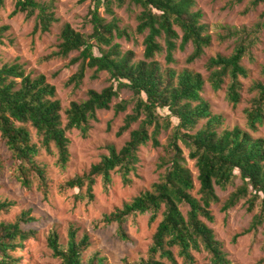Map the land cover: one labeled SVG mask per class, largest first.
Wrapping results in <instances>:
<instances>
[{
    "label": "trees",
    "instance_id": "1",
    "mask_svg": "<svg viewBox=\"0 0 264 264\" xmlns=\"http://www.w3.org/2000/svg\"><path fill=\"white\" fill-rule=\"evenodd\" d=\"M126 1L90 0L86 20L91 24V32L84 34L64 23L56 49L41 58L42 61L66 58L77 51L69 61V64L77 63V69L67 80V84L74 87L81 84L87 68L93 70L92 77L102 71L108 74V86L100 91L89 89L86 99L69 103L64 109V121L56 88L44 74L33 75L26 71L18 59L0 64V137L14 162L12 174L22 187L31 188L35 183L46 198L50 180L46 165L38 160L42 149L54 155L55 166L64 171L71 155L67 133L74 129L86 138L91 122L97 119L96 112L110 109L119 91L128 89L130 99L112 107L117 114L129 103L133 104L116 134L128 131L135 122L137 126L129 130L128 139L120 148L107 144V153L102 154L98 162L62 181L60 191L77 189L74 200L90 202L94 199L97 177L101 178L106 191L112 183L113 172L119 173L123 185H129L132 183L130 175L139 160L140 146L148 143L153 147L162 146L164 155L160 157L158 168L163 171L158 180L130 201L103 213L95 225L115 224L117 236L128 240L126 221L129 216L149 212L150 223L158 220L145 256L132 262L124 259L121 264H194L195 253L203 251L208 254L210 264H230L221 242L206 221L213 222L210 206L219 201L215 186L224 189L236 176L242 182L230 192L221 210L225 212L246 198L247 210L256 209V212L242 233L256 230L264 220V138L252 134L264 124V82L256 81L249 88L255 94L244 110L247 128L225 127L223 116L215 113L202 96L205 83L202 75L189 68L177 70L169 66L175 61L176 49L184 50L190 44L192 50L186 58L190 63L200 58L211 44V35L200 21L202 13L193 10L196 0H130L141 8L135 28L137 33H144L140 60H135L132 50H123L115 42L116 38L129 37L113 11L114 4L121 7ZM263 2L250 0L245 12ZM2 6L3 0H0V8ZM100 6L110 16L109 20L99 13ZM18 13H25L26 18L35 15L33 34L49 32L58 21L54 0H14L9 16ZM263 28L264 12L252 28L225 26V33L219 38H234L232 52L216 54L206 62L207 80L214 91L228 80L225 99L232 108H236L241 99L240 78L248 76L241 60L251 51L256 34ZM8 29L6 24L0 26V43ZM162 52L165 65L155 59ZM261 73L264 75V66ZM171 119L176 124L167 142L161 145L158 135L169 128ZM30 128L35 130L37 142ZM179 142L188 149V158L194 161L197 170L199 186L195 194L193 174L185 164ZM4 169L0 158V174ZM13 204V201L0 200V211L8 212ZM39 219L32 215L31 209H26L13 221L0 222V264L23 262L20 252L29 238L36 236L35 229L28 226ZM47 245L62 264H106V258L98 251L83 259L90 245L89 235L84 233L78 238L73 227L67 231L65 245L54 230L47 236Z\"/></svg>",
    "mask_w": 264,
    "mask_h": 264
},
{
    "label": "rangeland",
    "instance_id": "2",
    "mask_svg": "<svg viewBox=\"0 0 264 264\" xmlns=\"http://www.w3.org/2000/svg\"><path fill=\"white\" fill-rule=\"evenodd\" d=\"M249 1L242 0L237 3L233 0H196L193 10H199L202 13L200 21L205 25L206 33L211 35V44L204 49L200 58L190 63L186 61V58L192 50L191 45L187 44L184 50L176 49L173 55L175 61L169 65L177 70L189 68L202 75L205 80L202 96L209 102L215 113L223 116L224 126L229 128L233 126L247 128L244 110L250 105V100L255 94L249 88L256 81L264 82V75L261 73L264 66V28L256 34V43L241 60V64L248 71V76L240 78L241 99L236 108H232L225 99L228 80L218 91L211 88L207 80L209 72L206 69V62L216 54L229 55L232 52L234 38L229 37L225 40L219 38L225 33V26L252 28L260 21V15L264 12V2L245 12ZM54 4L58 21L53 23L49 32L38 31L33 34L35 15L26 18L25 13H18L10 17L9 13L14 7V0H3V6L0 8V26L6 24L9 29L2 37L3 43H0V64L18 59L25 65L26 71L33 75L44 74L46 80L56 88V95L62 104L61 114L64 121V109L71 101L79 102L86 99L89 89L100 91L108 86L110 81L106 72H99L96 77H92L93 70L87 68L78 87L67 84L68 78L77 69V63L69 64L70 59L77 55V51L71 52L66 58L41 60L43 56L56 49L60 29L64 23H69L72 28L84 34H89L92 30L91 24L86 20L87 11L91 6L90 0H54ZM140 10V6L133 4L130 0L121 7L113 5L114 14L119 19V26L129 33V37L116 38L115 42H118L123 50H132L135 53V60L143 58L144 33L139 34L135 30ZM99 13L107 20L110 19L102 6L99 7ZM161 42L163 44V40ZM155 59L165 65L164 52L157 55ZM130 97L131 91L123 88L118 96L112 99L110 109L98 110L97 119L91 122L92 127L86 138L81 137L74 129L67 133L71 155L64 171H60L55 166L56 157L42 149L38 160L46 165L50 180L46 198H43L41 192L36 189L35 183L31 188H25L14 178L11 171L14 162L0 137V158L5 164V169L0 174V200L14 202L8 212L0 211V222L13 221L22 210L26 209H31L32 215L40 218L28 226L35 229L36 236L29 238L24 250L20 252L23 253L21 264H62L58 257L52 255L47 245V236L54 230L59 236V241L65 245L69 227L76 230L78 238L84 233L89 235L90 245L83 254L84 260L97 251L106 258V264H121L124 259L132 262L145 256L158 221L150 223L149 212L128 217L126 221L128 240H122L117 236L115 224L105 226L100 223L96 226L95 223L103 213H108L114 207L130 201L132 197L149 189L151 184L158 180L163 171L158 168L160 157L164 155L162 146L153 147L150 143L140 146L137 153L139 160L136 170L130 175L132 183L129 185H123L119 173L113 172L112 183L105 191L101 178L97 177L93 190L94 199L90 202L74 200L77 189H69L66 192L59 189L62 181L98 162L100 156L107 153L105 148L107 144H113L118 149L128 139L129 130L135 128L137 122L121 135L116 133L125 115L131 112L133 104L129 103L124 111L117 114L112 107L115 103ZM175 124L176 121L171 119L169 128L160 131L158 139L161 145L167 142ZM30 130L33 140L37 142L35 130L33 128ZM252 134L264 138V124ZM179 145L183 150L185 164L193 174L195 183L193 193L195 194L199 186L196 179L197 170L194 161L188 158V149L181 142ZM241 182L240 177L236 176L224 189L215 186L219 201L210 206L214 217L213 222H206L213 229L216 239L221 242L222 250L226 253L230 264H264V220L256 230L242 233L249 227L256 209L248 211L246 198H243L227 211L221 210L225 199ZM182 210L185 211V208L183 207ZM195 258L194 264H210L209 256L204 251L195 253Z\"/></svg>",
    "mask_w": 264,
    "mask_h": 264
}]
</instances>
